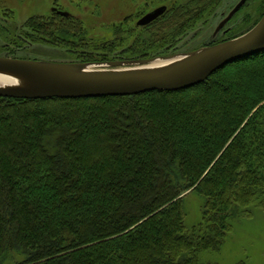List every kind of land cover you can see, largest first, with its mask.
<instances>
[{
	"label": "trees",
	"instance_id": "16d2710c",
	"mask_svg": "<svg viewBox=\"0 0 264 264\" xmlns=\"http://www.w3.org/2000/svg\"><path fill=\"white\" fill-rule=\"evenodd\" d=\"M223 1L166 8L155 31L169 29L172 43ZM246 7L240 31L216 43L264 14V0ZM187 13L195 22L173 32V18ZM61 33L54 39L66 45ZM188 190L202 198L190 228L180 198ZM257 209L264 212V52L174 92L0 97V264H200L236 218Z\"/></svg>",
	"mask_w": 264,
	"mask_h": 264
},
{
	"label": "rangeland",
	"instance_id": "374dc122",
	"mask_svg": "<svg viewBox=\"0 0 264 264\" xmlns=\"http://www.w3.org/2000/svg\"><path fill=\"white\" fill-rule=\"evenodd\" d=\"M239 1L224 0L208 24L189 20L188 13L182 20H177L176 15L170 24L173 32L195 23L189 33H177L170 43L164 36L169 29L160 28L157 32L155 22L138 27V20L159 7L168 9L191 4L192 0H0V56L57 63H103L187 53L216 44L212 37L215 28ZM249 2L246 0L241 8H247ZM241 10L220 30L221 41L227 34L240 31L238 22L245 9ZM59 31L67 36L66 45L60 43L61 39H54L55 35H62ZM135 38L138 41L133 44ZM137 51L146 53L148 58L130 55ZM181 196L184 224L190 228L200 221L202 198L192 190ZM199 263L264 264V212L257 209L250 216L236 218L222 248L201 253Z\"/></svg>",
	"mask_w": 264,
	"mask_h": 264
},
{
	"label": "water",
	"instance_id": "95a60500",
	"mask_svg": "<svg viewBox=\"0 0 264 264\" xmlns=\"http://www.w3.org/2000/svg\"><path fill=\"white\" fill-rule=\"evenodd\" d=\"M245 2L240 0L235 5L218 24L214 35ZM164 11L165 7L153 10L138 20L137 26L152 23ZM261 52H264V14L245 34L187 53L103 63H57L0 56V97L81 99L174 92L198 85L227 64Z\"/></svg>",
	"mask_w": 264,
	"mask_h": 264
},
{
	"label": "flooded vegetation",
	"instance_id": "af4514ba",
	"mask_svg": "<svg viewBox=\"0 0 264 264\" xmlns=\"http://www.w3.org/2000/svg\"><path fill=\"white\" fill-rule=\"evenodd\" d=\"M236 4H237V3H236ZM236 4H235V5H236ZM235 5H234V7H235ZM163 7H164V6H163ZM234 7H233V8H234ZM233 8H232V9H233ZM232 9H231V10H232ZM165 10H166V7H165ZM215 29H216V28H215ZM222 29H223V28H222ZM222 29H221V30H222ZM219 33H220V31H219L218 33H216L215 35H212V37L215 38ZM224 42H225V41H224ZM220 43H222V42H220ZM216 44H219V43H216ZM214 45H215V44H214ZM169 55H171V54H169Z\"/></svg>",
	"mask_w": 264,
	"mask_h": 264
}]
</instances>
